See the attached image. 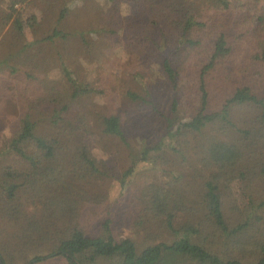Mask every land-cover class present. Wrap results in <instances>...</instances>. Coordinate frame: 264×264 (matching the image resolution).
<instances>
[{"label":"trees","instance_id":"1","mask_svg":"<svg viewBox=\"0 0 264 264\" xmlns=\"http://www.w3.org/2000/svg\"><path fill=\"white\" fill-rule=\"evenodd\" d=\"M123 1L74 16L88 0H0V78L22 111L0 146V264H264V0H128L129 18ZM125 53L145 82L130 100L155 107L164 79L194 97L175 124L174 96L167 137L120 179L162 172L125 215L140 240L117 234L98 186L129 136L97 82ZM169 147L172 167L154 154Z\"/></svg>","mask_w":264,"mask_h":264},{"label":"rangeland","instance_id":"2","mask_svg":"<svg viewBox=\"0 0 264 264\" xmlns=\"http://www.w3.org/2000/svg\"><path fill=\"white\" fill-rule=\"evenodd\" d=\"M88 2L90 3L88 8L82 5L72 6L74 16H79L82 13L89 16L98 15L103 11L102 0H88ZM17 7L20 8L23 16L32 13L29 8H22L21 5H17ZM38 12L41 14L40 9L37 10ZM123 14L125 18L140 17L137 5L128 0L123 1ZM129 58V55L125 53L112 59L105 70L101 72L102 84L97 82L98 87L103 86L110 90L108 108L122 116L124 129L129 136L128 143L119 141L109 143L112 150L111 173H107L106 179L101 180L98 186L108 194L105 203H103V210L107 211L110 205L115 204L114 211L119 215L116 222L117 226H115L117 234L134 236L140 240L142 239L141 234H136L133 227L128 225L125 215L127 209L131 206L133 195L142 187L147 186L156 175L162 174V172L161 169L157 170L153 163H140L139 170L134 176L129 177V183L126 186H122L120 179L123 172L131 165L132 160L140 157L145 148L160 143L162 137L166 136L168 125V118L166 117H170L173 113L171 104L174 96L176 95L179 101L177 112L179 118L176 117L175 124H178L180 119L183 120L187 116L190 104L194 102V97L179 90L167 79H164L163 83L155 89V92H157V95L153 98L155 107L140 106L137 102L127 98L124 92V89L132 87V91L136 90L144 95L143 85L145 82L141 86L125 72L124 65L129 61ZM94 69H96L95 75H98V71L100 72L99 66L94 67ZM19 104L18 97L11 90L10 84L7 83L5 78H0V146L4 138L10 136L18 126L19 119L22 116ZM173 152V149L169 147L154 154H163L169 157L172 167L175 155V152ZM235 200L236 196L231 193L230 202L234 203ZM58 261H60L58 264L67 263L63 258H59Z\"/></svg>","mask_w":264,"mask_h":264}]
</instances>
